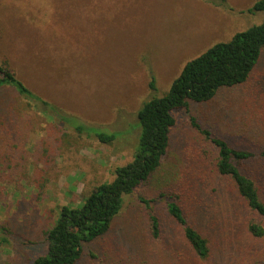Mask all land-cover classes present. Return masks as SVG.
<instances>
[{
    "label": "rangeland",
    "instance_id": "374dc122",
    "mask_svg": "<svg viewBox=\"0 0 264 264\" xmlns=\"http://www.w3.org/2000/svg\"><path fill=\"white\" fill-rule=\"evenodd\" d=\"M255 1L0 0V62L34 96L0 88V264H30L45 252L60 207L79 205L132 159L142 104L165 95L186 62L261 23L262 11H248ZM171 114L159 169L124 197L109 230L84 244L75 264H264V234L247 229L264 218L217 174L213 146L190 124L235 148H264V49L245 82ZM99 131L116 138L100 142ZM240 169L264 202V159ZM160 192L178 196L207 240L206 258L171 222ZM139 196L155 201L159 240Z\"/></svg>",
    "mask_w": 264,
    "mask_h": 264
},
{
    "label": "trees",
    "instance_id": "16d2710c",
    "mask_svg": "<svg viewBox=\"0 0 264 264\" xmlns=\"http://www.w3.org/2000/svg\"><path fill=\"white\" fill-rule=\"evenodd\" d=\"M249 12L262 11L264 0H257ZM264 49V20L245 30L238 31L225 42H217L182 67L169 90L162 97H152L137 111L138 144L132 159L113 170L110 181L96 185L77 206H61L54 223L45 233L46 249L30 264H75L86 243L104 235L120 212L123 200L140 184L147 182L159 169L167 152L170 130L174 125L172 110L187 108L191 102H209L222 88L245 82L255 68ZM10 86L28 101L34 96L5 62H0V88ZM154 90V84L149 85ZM191 126L207 139L215 150L217 174L230 181L248 209L258 218H264V202L253 180L242 173L240 166L253 158L264 159V148L254 152L235 148L226 140L202 127L194 118ZM79 130L80 126L78 127ZM94 136L103 143L116 138L113 132H96ZM159 198L165 197L160 192ZM178 196L165 197V210L171 222L181 229L182 236L195 255L206 258L207 240L192 225ZM148 214L149 231L153 239L162 236L161 223L154 209V199L139 196ZM247 229L254 236L264 234V226L250 219ZM0 241H6L0 238Z\"/></svg>",
    "mask_w": 264,
    "mask_h": 264
}]
</instances>
